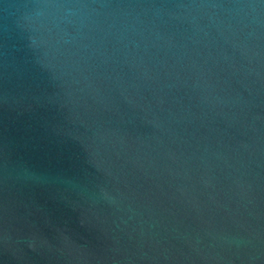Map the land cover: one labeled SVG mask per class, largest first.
<instances>
[{
	"label": "water",
	"instance_id": "1",
	"mask_svg": "<svg viewBox=\"0 0 264 264\" xmlns=\"http://www.w3.org/2000/svg\"><path fill=\"white\" fill-rule=\"evenodd\" d=\"M0 264H264V0H0Z\"/></svg>",
	"mask_w": 264,
	"mask_h": 264
}]
</instances>
